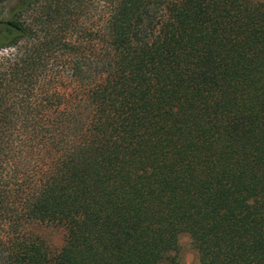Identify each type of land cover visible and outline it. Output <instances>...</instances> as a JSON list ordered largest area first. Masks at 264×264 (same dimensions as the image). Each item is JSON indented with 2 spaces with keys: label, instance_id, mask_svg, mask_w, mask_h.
Listing matches in <instances>:
<instances>
[{
  "label": "trees",
  "instance_id": "16d2710c",
  "mask_svg": "<svg viewBox=\"0 0 264 264\" xmlns=\"http://www.w3.org/2000/svg\"><path fill=\"white\" fill-rule=\"evenodd\" d=\"M40 1L0 19L37 41L0 72V264H167L184 232L264 264V0H101L97 49L19 19Z\"/></svg>",
  "mask_w": 264,
  "mask_h": 264
},
{
  "label": "rangeland",
  "instance_id": "374dc122",
  "mask_svg": "<svg viewBox=\"0 0 264 264\" xmlns=\"http://www.w3.org/2000/svg\"><path fill=\"white\" fill-rule=\"evenodd\" d=\"M18 3L19 0H0V19L9 18ZM101 4V0H41L37 6L19 16V19L27 25L37 21L43 32L51 30L53 33L59 31L61 23L65 20H73L68 29L69 33L66 34L63 31V35L66 34L65 37L71 38L83 46H92V44H98V39L95 36L96 39L89 43L87 41L89 32L93 31L99 35L104 24ZM60 6H62L61 10L58 9ZM39 34L43 36L42 32ZM58 35L63 38V35ZM35 45H37V41H23L14 47L1 49L0 72L7 67L11 60L14 62L29 54ZM95 45L94 48L97 49L99 45H96L97 47ZM62 54H66L65 51ZM67 81L66 75L59 78L60 85L66 84ZM16 88L17 86L14 85V89ZM24 231L32 236L40 237L49 250L59 249L63 244L64 231L56 226L31 222L25 225ZM195 238L193 232L181 233L174 249L167 250L165 253L167 264H198L199 254L193 246Z\"/></svg>",
  "mask_w": 264,
  "mask_h": 264
}]
</instances>
